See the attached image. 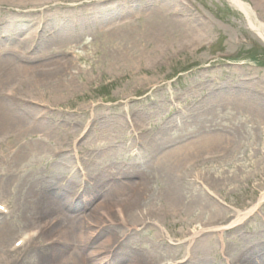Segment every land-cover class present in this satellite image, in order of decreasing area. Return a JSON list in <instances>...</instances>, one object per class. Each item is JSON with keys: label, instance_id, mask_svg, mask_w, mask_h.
<instances>
[{"label": "rangeland", "instance_id": "1", "mask_svg": "<svg viewBox=\"0 0 264 264\" xmlns=\"http://www.w3.org/2000/svg\"><path fill=\"white\" fill-rule=\"evenodd\" d=\"M0 1L13 2V6H0V49L16 45V39L25 36L27 45L18 44L17 48L22 56L35 59L28 64L39 70L29 75L15 69L0 74V206L6 210L5 213L0 211V222H5L4 226L10 230L17 227L5 243L0 242V264H37L29 259L19 263L22 252L15 255L7 252L13 247L10 243L30 231L35 243H40L39 248L53 247L48 252L54 257L47 256L41 261L43 264H77L71 254L72 248L78 249L73 236L60 231L64 225L59 231L44 233L46 219L34 218L31 207L35 193L52 187L59 197L50 214L61 215L71 193L79 194L85 189L89 174L98 177L95 183L88 185L96 184L99 198L89 205L76 199L80 208L74 215L78 220L81 218L82 230L93 228L95 235H102L99 242L112 247L109 254L114 257L110 263L141 264L135 259L139 249L163 253L159 249L162 247L166 250L169 247L168 254L175 256V262L184 261L186 240L193 231L199 230L201 223H207L216 215L228 218L236 211L245 212L260 202L240 225L221 232L223 247H220L217 233L199 236L189 248L190 258L181 264H227L229 261L243 264L242 258L236 256L233 260L229 254L236 255L248 246L256 252L248 262L252 264L260 256V264H264V253H260L264 247V198L261 199L264 193V121L260 116L264 114V105L258 103L264 100V42L247 26L242 12L228 0ZM242 1L250 5L254 21L264 25V0ZM3 22L9 25H1ZM116 29L135 34L126 36ZM38 34L44 37L37 39ZM62 36L82 39L81 44L72 43L71 49H63ZM113 42H120L123 49H127L122 53L124 57L117 58L115 51L110 50ZM3 56H13V53ZM147 58H157L156 63L146 65ZM24 62L20 61L21 65ZM64 62L68 64L58 69L59 63ZM56 84L63 85L59 87L61 91ZM231 97L234 98L232 104L228 101ZM244 99L256 104L250 106ZM214 100H222V103L212 106ZM205 103L207 107H203ZM154 104L166 105L165 116L189 112L190 122L184 124L190 128L168 133L184 144L205 136L220 138L228 135L232 124L241 125L240 137L235 135L231 141L233 150L221 155L222 160L216 158L215 162L199 167L224 170L222 175L214 174L215 180L211 179L215 181L210 185L212 194L185 179L183 197L179 193L174 195L171 190L164 191L163 183L157 181L135 192L124 186L115 195H107L108 184L114 182L105 179L117 180L136 170V166L152 163L151 152L136 157L134 145L130 139L120 137V132L128 112L131 119L136 118L132 115L134 110L144 119L145 113L156 111ZM202 111H208L210 123L207 129L198 132L192 120L194 116L205 117ZM5 118L13 119L7 121ZM85 126L90 130H83ZM137 129L142 132L139 136L161 135L153 125L146 126L145 121L138 122ZM102 131L105 138L100 136ZM109 134L111 141L106 138ZM124 146L125 155L119 156V163L109 167L107 159ZM59 147L62 151L58 153ZM74 147L79 149L80 155L74 167L79 177L76 183L68 184L57 177L59 173L66 175L68 172L59 162L65 161V156L74 162ZM87 149H93L91 155ZM214 149L220 150L221 145ZM170 175L174 177V172L170 171ZM17 178L23 181L18 182ZM188 190L197 196L198 204L188 206ZM209 198L215 200L213 205ZM99 203L105 204L102 210L121 205L128 221L141 210L156 212V215L149 219L151 222L147 220L146 225L140 224L139 230L131 231L127 241L119 239V232L108 235L106 229L111 223L101 220L104 210L92 211ZM24 209L27 218L20 223L18 220H22ZM116 222L121 227L122 224ZM112 229L116 230L113 225ZM121 230L123 228L118 229ZM2 236L0 233V238ZM82 245L84 247V243ZM81 249L79 247L78 252ZM90 249H83L84 257L79 264H105L97 257H90Z\"/></svg>", "mask_w": 264, "mask_h": 264}, {"label": "bare ground", "instance_id": "2", "mask_svg": "<svg viewBox=\"0 0 264 264\" xmlns=\"http://www.w3.org/2000/svg\"><path fill=\"white\" fill-rule=\"evenodd\" d=\"M229 3L235 7L236 9H238L240 12H242L246 18V23L247 26L254 31V33H256V35L264 42V25L262 24H258L254 21L253 17V11L250 7L249 4L243 2L242 0H228ZM3 5H9V6H13V2L9 1V2H3L0 1V6L2 7ZM0 7V8H1ZM129 14V13H128ZM129 17V16H128ZM28 22V18L26 19ZM26 22V23H27ZM72 23L74 21H71ZM76 23V22H75ZM9 25L6 24L5 22H3L1 25ZM87 25V24H86ZM71 27V26H70ZM88 27V25H87ZM75 28V27H74ZM118 32L123 31L122 29H116ZM151 32V31H150ZM126 36L135 34L133 32H129V31H125L121 32ZM119 33V34H121ZM129 33V34H128ZM28 34H31L30 32ZM128 34V35H127ZM37 37V36H35ZM40 37V38H39ZM44 37V35L42 36L41 34H38L37 39H42ZM25 36L19 38L18 40L16 39V45L15 44H11L9 47H2V49H0V55H2V60H0V74L2 72H8V70H17V71H21V72H26L28 75L32 74L33 71H37L39 72V70H37L35 68H33L32 66H29L30 63H32L35 59L31 58V57H25L22 56V52L19 48H17L18 44L27 45V42L25 41ZM62 42L60 43L63 49H68V48H72V43H74L76 46H79L81 44V40L82 39H76V38H72V37H67V36H62ZM45 42V39H44ZM42 40V43H44ZM117 42V40H116ZM112 43V42H110ZM47 44V43H45ZM114 45H110V50H112L113 52L115 51L117 58L120 57H124V55H122V53H125L127 51V49H123V45L119 43H114ZM84 46H86L85 44H83ZM115 46V47H112ZM4 49V50H3ZM18 49V50H17ZM121 50V51H119ZM7 53H13V56H3L4 54ZM20 53V55H19ZM16 54V55H14ZM122 59V58H120ZM156 59L157 58H147L145 60L146 65H153L156 63ZM25 60L26 62L23 63V65H21L20 61ZM14 61H16L17 63H15ZM29 63V64H28ZM36 63V61H35ZM68 64L67 62L59 63L58 69L62 68L63 65ZM62 66V67H61ZM138 68H140V65H137ZM41 84V83H40ZM61 84V83H59ZM63 84V83H62ZM43 85V84H41ZM64 85V84H63ZM63 85H57L58 89L61 91V88L59 87H63ZM64 87H66L64 85ZM226 100V99H225ZM215 101V100H214ZM227 101V100H226ZM228 101L232 104V102L234 101V98H228ZM246 103H249L250 106H253L256 104L255 101H248L247 99L243 100ZM264 100H261V102H258L259 104H263L264 105ZM229 102H227L226 104H228ZM207 103V101H206ZM204 104L203 107H207V104ZM222 103V100H216L215 104L213 103L212 106H216V104H220ZM229 103V104H230ZM236 104V103H234ZM157 108L156 111L153 112H148L145 113V115L143 116V118H141L140 115H137L136 110H134V112L132 113V115L134 114V116L136 118H129L131 116V114L127 113L126 117L124 116V122H125V126L123 127L122 124V128H121V132H125L124 136L123 133L121 134L120 132V137H123L125 140H129L130 142H132V144L134 145V151L136 153L137 156L136 157H144L146 156L145 153L147 152H151L149 153V156H151L152 158V163L151 164H144L143 166H140L139 164H141L140 162H134L136 163V170L135 168L130 171L127 172L125 175H123L122 177H120L119 179H114V178H107L105 179L106 181H112L114 183H112L111 185L108 184V191L109 193H107V195L112 196L115 195L116 193L120 192V189L124 186L128 187L132 192L138 191L140 189V187H146L148 185H150L151 182H162V187L164 188V191H168L171 190L174 193H179V195L181 197H183L182 195V188L183 184L186 180L190 179V182H194L195 184H197L198 186L202 187L203 189H205L206 193H208L209 195L212 194L211 193V188L210 185H212V183H215L214 178L216 177L214 174L218 173L219 175H222L224 170H212L210 168H208V170L201 169L199 168L200 166L209 163V162H215L216 158L219 160H222L221 158L223 156L221 155H225L228 152L230 153V151L233 150L234 146L231 145V141L232 139H235V135L238 136V138L240 137V128L241 125L236 124L234 121L228 129H230V132L228 133V135L225 136H221L220 138H208V137H202L196 140H192L189 142H186L185 144L183 143L184 141L181 142V140L176 141L174 138V136L172 137L171 134H168L169 132H173L176 130L181 132V131H187L190 127L189 125H185V122H190L188 119H190L191 116H189V112L186 110L185 112H179V113H174V114H170L168 116H165V110L167 109L166 105H160V104H154ZM178 107V106H176ZM169 110V109H168ZM150 113V115H149ZM167 113V112H166ZM208 111L201 113V115L205 116V117H201V116H194L196 114H193L194 120H192V126L194 127V129H196L198 132H200L201 129L204 130L207 129V124L209 125L210 121L207 118ZM261 120L264 121V114H261ZM201 119V120H197ZM6 119V118H5ZM13 119V118H12ZM12 119H6L7 121H11ZM177 120H180L179 122H176ZM5 121V120H4ZM17 119H14V122H16ZM21 121V120H20ZM97 119H95V123H96ZM128 121V123H126ZM129 121L132 123L130 124ZM141 121H145L146 122V126L147 125H153V128L156 130V133H161L160 137L155 136V137H150L149 135H141L139 136V134H141L142 132L140 131V129H137V125L138 122ZM91 122V121H90ZM17 123L21 126V123L17 121ZM176 123V124H175ZM264 123V122H263ZM14 124V123H13ZM12 124V125H13ZM93 124V122H92ZM91 124V125H92ZM183 125V126H182ZM170 127H172L170 130H168ZM189 127V128H188ZM127 130H130L129 132H126ZM209 129V128H208ZM225 130V132L227 133V130ZM83 130H90L89 126H85L83 127ZM202 131V130H201ZM105 132H100V136L104 137ZM138 135V136H137ZM108 141H111V135L109 134L108 137H106ZM116 137H114L115 139ZM227 141V142H226ZM174 143V144H171ZM225 143V145H224ZM105 145H109V143H104ZM126 144V141L125 143ZM223 144V145H222ZM221 145V149L217 150L214 149L216 146H220ZM232 146V149H231ZM110 147V146H109ZM147 148V149H146ZM111 149V148H110ZM146 149V150H145ZM74 152H75V161L74 162H70V160H67L68 156H65L63 159H65V161H60V165L63 164L64 166H62V169L64 171H68L66 173V175H64V173H59V176L57 175L58 179L64 183H68V184H72V183H76L77 182V178L79 177V173L75 170V166L76 164L78 165V160L80 159V155H79V149L74 147L73 148ZM126 146L121 147L120 150H115L113 152V154L110 156V159L108 160V164L109 167L111 165V167H113L115 165V163H119V156L123 157L126 153ZM57 151L59 153V151H62V148H57ZM87 151L89 152V155H91V153L93 152V149H87ZM113 151V150H111ZM120 151V153H118ZM202 152V153H201ZM63 157V156H62ZM187 158L184 160V158ZM125 158V157H124ZM140 160V159H139ZM184 160V162H182ZM217 160V161H218ZM181 161V163H179ZM71 163V164H70ZM180 164L177 168H176V164ZM79 168V166H78ZM212 170V171H210ZM86 171V169H85ZM170 171L174 172V177H172L170 175ZM81 174V173H80ZM89 174V173H88ZM110 175L113 174V172L111 171L109 173ZM88 184H91V182H96L98 179L97 175L93 176V174H89L88 175ZM76 179V180H75ZM127 179L125 182L123 181L122 183H117V181L120 180H124ZM186 179V180H185ZM213 179V180H211ZM87 180V179H86ZM132 180V181H130ZM134 180V181H133ZM15 181V179L13 180ZM18 182L23 181L22 179H18ZM85 184V189H83L82 193L79 192V194H77L76 192L71 193L68 201H65V209L63 212H61V215H55L54 214H50V209L51 207H53V205L57 204V198L59 197L58 194H56L54 191H52V187H49V189H45L42 191H39L37 193H33L34 196L36 197V199L34 200L33 204H32V215L34 216V218H37L40 221H44L46 219V221L44 222V233L47 232H51L52 231H59L60 228L63 227V230H60L62 233H65L66 236H73V238L75 239V241H77L78 244V249L75 250V248H69L71 249L73 252L71 253L73 255V257L75 258V261L77 264H79V262H82V259L84 257L83 255V249L86 247H90L92 249H90L88 251V255L90 257H97L98 261L101 263H105V264H113L110 263V259L112 256H110V248L109 246H103V244H101L102 242L100 241V238L102 235H95L94 232L95 230H93V228H89L88 230H82V225H81V218L78 220L76 218V216L74 215L77 210L80 208H78V204L79 202H75V200H83L85 201V205L86 204H90L91 201L98 199L99 195L97 193V191H95V187L96 184H93L92 186ZM194 184V185H195ZM88 186V188H87ZM187 189V188H186ZM35 191V190H34ZM189 191V190H188ZM194 190L192 189V192ZM190 192V196H189V200H188V206H193L198 204V200H197V196H193ZM176 195V194H174ZM65 198V196H64ZM264 198V193L262 194L261 199ZM198 199H200V197L198 196ZM209 200H211V204L213 205V200L212 198ZM27 202V201H26ZM104 202V201H103ZM260 202H258L256 205H254L252 208H250L249 210L245 211V212H240V211H236L234 215L230 216V217H226L223 215H216L214 216L212 219H208L207 223L200 224V228L199 230H195L191 233V235H189L188 239L186 240V245H187V251L185 253V260L181 261V262H175L176 258L175 256H171L170 254H168L169 252V247L168 249H164L165 247L159 248L161 252H156L153 249H147V248H141L139 249V253L135 254V259L140 261L141 264H181L183 262H187V259L190 258V251L189 248L191 247V244L193 243L194 239H196L199 236L205 235V234H209L211 235L212 233H217L218 237H219V243H220V247H223V242L221 240V232L225 229H229V228H233L236 227L238 225L241 224V222L247 218L251 213H253L256 208L258 207ZM103 205H105L104 203H99L98 205H96L95 210L93 209L92 211H99L102 210V207H104ZM109 205V203H108ZM84 205L82 204V207ZM114 206V207H113ZM113 206H109L107 207L103 213H102V217L101 220H105L109 223H111L110 225H107V233L108 235H115L116 232L120 233L119 239L120 238H126L129 237L128 235H130L131 231H137L139 230V228L141 227V225H146V223L149 221L150 218L154 217L156 215V212H150L148 210H141L138 212V214L134 217L136 218V220H133L134 218H132L130 221L127 220V218L124 215V211L122 209V206L119 204H115ZM85 207V206H84ZM83 207V208H84ZM1 208V206H0ZM100 211V212H102ZM3 213H5L4 209L2 210ZM111 212V213H110ZM216 212V211H215ZM176 215L177 212L175 211ZM21 219L22 220H18L20 223L26 221V209H24L23 213H21ZM151 214V215H150ZM10 216V215H8ZM19 216V214L17 215V217ZM20 217V216H19ZM83 218H85V216H82ZM4 219V217H3ZM88 220V219H87ZM148 220V221H147ZM120 222L122 225L121 227H119L117 224V222ZM136 221V222H135ZM132 222V223H131ZM137 222H139V225L137 224ZM151 222V221H149ZM156 222H154L153 224H155ZM5 222H0V233H3V236L0 238V242L4 241L5 239L10 238L14 231L16 230L17 227H15V229L12 228V230H10V227H6L4 226ZM12 224V223H10ZM104 224V221L101 223ZM141 224V225H140ZM112 225L114 226V228L117 230H110ZM12 226H14L12 224ZM122 229L121 231H118V229ZM65 229V231H64ZM114 231V232H113ZM32 233L33 232H26L23 235H20L18 239L14 240L12 243H10L11 246H13L11 249H8L7 252L12 253V255H15L18 251L22 252L23 254H21L20 258H19V263H23L25 261V259H29L32 262H35L37 264H43L41 261L46 260L47 256L54 257V255L51 253L49 254L48 251H52V248H39L40 247V243H35V239L32 238ZM130 233V234H129ZM119 235V234H118ZM37 240V239H36ZM97 241V242H94ZM109 240L106 241V243ZM128 241V240H127ZM82 242V243H81ZM5 243V241L3 242ZM84 243V247L83 244ZM168 245H170V242L168 241L167 243ZM159 246V245H158ZM28 247V249H26ZM79 247H81L82 249L78 252ZM161 247V246H160ZM16 248H18L17 250H15ZM106 248H108L106 250ZM1 249V248H0ZM30 249V250H29ZM6 252V251H5ZM6 252V253H7ZM18 252V254H19ZM48 253V254H47ZM261 255L264 253V247L261 249L260 251ZM4 254V253H3ZM231 254V253H230ZM229 256L232 257L233 260L240 257L243 260V264H251L248 261L250 260V258L252 256L256 255V252L251 249V246H248L246 249L242 250V251H238V253L236 255H233V253ZM258 255V254H257ZM119 256V255H118ZM227 257V261L229 260L230 257ZM264 256V254H263ZM114 257V256H113ZM112 257V258H113ZM262 257V256H261ZM2 259V256L0 254V261ZM91 259V258H90ZM68 261V258L65 259ZM238 260V259H237ZM121 261V260H120ZM254 263L252 264H260L261 263V259L260 256L257 257V260L254 259ZM112 262V261H111ZM152 262V263H151ZM236 262V261H235ZM264 263V260L263 262ZM46 264V263H44ZM64 264V263H62ZM227 264H233L230 261Z\"/></svg>", "mask_w": 264, "mask_h": 264}]
</instances>
